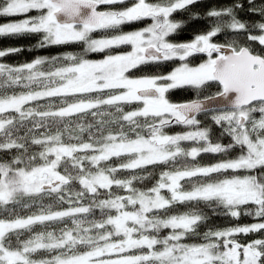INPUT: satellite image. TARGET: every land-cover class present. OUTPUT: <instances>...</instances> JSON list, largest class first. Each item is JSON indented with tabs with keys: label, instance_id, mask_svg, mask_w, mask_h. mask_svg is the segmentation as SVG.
<instances>
[{
	"label": "snow or ice",
	"instance_id": "snow-or-ice-1",
	"mask_svg": "<svg viewBox=\"0 0 264 264\" xmlns=\"http://www.w3.org/2000/svg\"><path fill=\"white\" fill-rule=\"evenodd\" d=\"M200 2L0 3V17H23L0 24V37L38 34L36 48L84 45L79 54L38 57L19 66L0 63V153L5 154L0 158V264H264V238L243 244L236 239L264 234V4L248 0L247 11L261 17L251 23L237 18L242 3L212 8L206 31L187 42H170L167 38L181 28L172 14ZM101 5L122 7L101 11ZM32 11L37 15H27ZM146 19L151 24L142 29L91 38L98 30L118 31ZM221 35L225 41L216 42ZM254 43L262 46L258 52ZM125 45L131 50L86 58ZM19 51L0 50V58ZM197 56L206 58L193 66L190 58ZM169 61L179 65L167 74L127 75ZM46 63L50 70H42ZM17 87L23 90L9 94ZM176 89L193 96L172 102L166 94ZM133 103L136 109L123 110ZM89 115L94 123L73 119ZM173 124L193 130L166 133ZM213 125L220 130L218 139L231 138L227 144L212 142ZM85 132L87 141L81 138ZM182 142L193 146L185 148ZM33 145L40 150L31 151ZM202 154L220 159L201 165L197 158ZM113 158L121 162L109 164ZM157 165L171 170L162 171L146 191L133 187V181L147 178L137 170ZM120 172L130 176L117 178ZM182 182L190 188L185 190ZM77 183L79 190H74ZM113 187L128 194L114 193ZM164 189L170 196L161 194ZM177 204L191 208L168 214ZM200 205L212 215L251 216L257 222L209 226L201 233L209 216ZM32 207L31 214H19ZM36 226L42 230L33 231ZM163 229L170 231L161 236ZM25 233L30 235L21 239ZM188 237L202 242H183ZM40 252L48 255L35 259Z\"/></svg>",
	"mask_w": 264,
	"mask_h": 264
},
{
	"label": "trees",
	"instance_id": "trees-1",
	"mask_svg": "<svg viewBox=\"0 0 264 264\" xmlns=\"http://www.w3.org/2000/svg\"><path fill=\"white\" fill-rule=\"evenodd\" d=\"M131 2V0H129ZM150 2H156V0H150ZM0 3H3V0H0ZM236 3H242L244 5V10L240 11L237 10V18L241 20V22H259L261 21V17L259 14L252 13L247 11L249 4L248 0H201L200 3L193 5L189 8L188 11H178L176 13H173L171 16V19L173 22H178L181 24V28L178 29L174 34L170 35L167 39L170 42L178 43V42H186L187 40H190L193 38L194 34L204 32L208 29L209 24H210V19L206 17V13L208 10L212 8L220 9L223 7L227 6H232ZM255 3L257 5L264 4V0H255ZM103 8L105 10L107 9H114L122 6H106V5H101L100 8ZM30 16H35L37 13L35 11L30 12ZM192 16H199L203 18H190ZM22 17H0V24L11 22L18 20ZM150 19H146L144 21H139V22H134L131 24H126L122 25L121 28L117 30H98L96 32H93L91 34V38L94 39H99V38H104V37H110L115 34H119V32H126L129 30H133L136 28H140L142 26L147 25L150 23ZM256 34V33H254ZM41 39V36L38 34H33V35H22V36H3L0 37V50H6L9 48H19L21 51L16 52V53H11L3 58H0V63H5L11 66H19L27 62H31L34 59L38 57H52V56H63L66 53H73V54H79L82 52L84 45L82 42L78 43H70V44H65V45H54V46H49L46 48H36L35 45L37 44L38 40ZM216 42H221L223 43L225 41L224 36H218L215 38ZM241 43H244L243 40L240 41ZM126 46H121L119 48H115L112 50H106L103 53H87L86 58L87 59H92V58H100L102 56H105L108 54L109 51L111 53L116 52V51H122L125 50ZM262 46H260L258 43L253 44V50L254 51H259ZM204 57L202 56H197L190 58V61L192 64H196L200 62ZM61 63L66 64V61H61ZM179 65V61H169L165 62L160 65H146V66H141L143 70H130V72L127 74L129 76H145V75H160L166 73L168 70L173 69ZM56 67L60 66V64H56ZM42 70H50L49 65L46 63L45 65L42 66ZM35 87V86H34ZM23 89L17 87L14 89H9V94H11L12 91L15 92H20ZM170 101L172 102H182L186 101L192 98L193 94L190 93V90H184V89H176L170 91L168 94H166ZM43 103V101L41 102ZM32 106H35L34 104ZM56 106H59V100L56 99ZM137 104L133 103L131 105L125 104L123 106V110L125 112L132 111L137 108ZM114 111V110H111ZM259 114H257L258 116ZM74 120H77V122L81 123H94L93 118L89 115L87 117H84L82 120H78L76 117L73 118ZM105 119H108V117H105ZM75 125H73L74 127ZM204 125L202 124L201 127ZM61 128H63V125H61ZM113 130H116L115 127H113ZM187 130H193L186 128L183 125H170L167 128L164 129V131L168 134H176L180 132H184ZM40 131H43L41 129ZM56 128L53 127L51 129V132H55ZM219 129L217 126L213 125V131L210 134V138L213 143L216 142H221L224 144H227L230 141V137H224L222 139H218L219 137ZM23 134V133H21ZM38 134V133H37ZM83 140L87 141L88 140V134L87 132L82 134L81 137ZM65 143L69 142L67 136L64 137ZM75 143L76 141H71ZM182 146L185 148H188L190 146H193L190 142H182ZM39 146L33 145L31 147V151L33 152H38ZM237 153H233V155H236ZM5 156V154L0 153V158ZM218 159H220L219 156H214L212 154H202L200 157L197 158V161L201 165H208L211 163H215ZM121 161L117 160L116 158H113L111 161L108 163L115 166L118 165ZM61 172H63V168L59 169ZM165 170H171L169 166L167 165H157V166H149L147 169L144 171L137 170L138 175H144L147 178L144 180H135L133 181V187H135L138 190L141 191H146L153 187L156 182L159 180L160 174L162 171ZM130 176V173L128 172H120L117 174V178L120 179H126ZM223 178V177H220ZM184 184L185 190H188L190 188V185L188 183L182 182ZM79 185L74 184L73 188L74 190H79ZM113 192L117 193L119 195H127L128 193L123 190V189H116L113 187ZM162 195L168 197L170 194L167 192L166 189L161 190ZM101 199L104 198V190H101ZM48 199H45V203H48ZM84 204L90 203V200L85 199L83 201ZM64 208L67 207V205H63ZM191 208L190 205H181L177 204L173 208H170L168 210V214H180L186 211H189ZM200 208L209 216V220L205 221L203 224H201L200 228L198 229L199 232L203 233L204 231H207V228L213 227V228H225V227H232V226H243V225H249L251 223L257 222L256 219H254L251 216H244L241 215L239 219H233L230 217H224V216H218V215H212V210L210 208L205 207L204 205H200ZM36 211L35 207H32L31 209H19V214L22 216L29 215L32 212ZM95 218L100 217V213L98 209L94 210ZM163 215V214H162ZM92 216L89 217L91 219ZM64 225H58L57 227H63ZM69 226H71L69 222ZM42 229L40 226H36L33 231H41ZM170 230L169 229H163L161 230L160 235H166ZM30 235L29 233H25L21 239H26ZM257 238H264V234L262 233H250L248 235L245 234H238L236 236V239L240 243H247L250 242L251 240L257 239ZM183 242L185 243H199L202 242L200 237H188L186 238ZM48 254L40 252L38 253L34 258L35 259H40Z\"/></svg>",
	"mask_w": 264,
	"mask_h": 264
},
{
	"label": "rangeland",
	"instance_id": "rangeland-1",
	"mask_svg": "<svg viewBox=\"0 0 264 264\" xmlns=\"http://www.w3.org/2000/svg\"><path fill=\"white\" fill-rule=\"evenodd\" d=\"M101 9H103L102 7H101ZM103 10H105V9H103ZM107 10H109V9H107ZM30 16V15H29ZM23 18V17H22ZM22 18H20V19H22ZM19 20V19H18ZM149 24H151V22L150 23H148L147 25H149ZM147 25H145V26H147ZM145 26H142V27H140V28H136V29H133V30H139V29H142L143 27H145ZM133 30H129V31H133ZM129 31H126V32H129ZM191 40V39H190ZM190 40H187V41H190ZM186 41V42H187ZM126 47V49L125 50H122V51H116V52H113V53H111V54H122V53H125V52H127V51H130L131 50V47L130 46H127V45H125ZM123 47V46H122ZM105 56H102V57H100V58H92L91 60H100V59H103ZM204 58H206V57H204ZM203 58V59H204ZM202 59V60H203ZM202 60L200 61V62H202ZM200 62H198V63H200ZM198 63H196V64H198ZM196 64H192L193 66H195ZM178 66V65H177ZM175 68V67H174ZM173 68V69H174ZM173 69H170V70H168L166 73H164V74H167V73H169V72H171ZM131 78H137V77H140V76H130ZM140 106H142V105H140ZM162 194V193H161Z\"/></svg>",
	"mask_w": 264,
	"mask_h": 264
},
{
	"label": "water",
	"instance_id": "water-1",
	"mask_svg": "<svg viewBox=\"0 0 264 264\" xmlns=\"http://www.w3.org/2000/svg\"><path fill=\"white\" fill-rule=\"evenodd\" d=\"M98 10H101V11H103V9H101L100 7L98 8Z\"/></svg>",
	"mask_w": 264,
	"mask_h": 264
}]
</instances>
